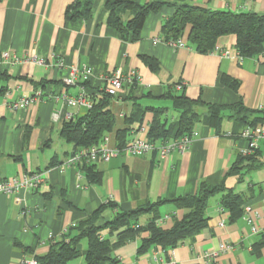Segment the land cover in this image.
<instances>
[{
	"label": "crops",
	"instance_id": "1",
	"mask_svg": "<svg viewBox=\"0 0 264 264\" xmlns=\"http://www.w3.org/2000/svg\"><path fill=\"white\" fill-rule=\"evenodd\" d=\"M140 5L181 2L213 11L264 14V0H133ZM76 0H0V54L8 53L13 61L0 60V181L10 182L27 174H41L43 186L12 195L0 193V264H25L44 255L64 232L87 220L98 208L112 204L102 213L103 221H111L118 212L146 209L159 202L157 213L169 229L180 220L183 210L169 202L173 198L196 194L198 185L215 174L223 176L239 155L248 148L244 131L256 138L257 152L264 159V119L254 127L236 128L225 118L219 131L198 125V133L183 153L173 151L161 158L151 152L141 157L118 153L107 161L93 162L102 174L100 184L87 181L82 163L60 166L73 154L71 144L59 132L63 123L86 115L85 105L68 106L66 99L76 98L85 83L77 77L72 86L63 84L72 67L92 70L85 97L106 87L105 79L114 71L134 72L137 79L111 98L113 131L103 146L118 148L116 132L127 130L126 141L147 140L152 110H164L167 120L178 113L167 96L183 94L190 100L206 104L230 106L241 102L249 110L264 113V51L240 63L231 35L218 39L215 50L229 51L234 56L222 58L217 51L200 54L187 46L170 47L160 28L170 18L173 8L163 7L147 15L138 41L124 40L106 25V0H94L85 19L66 21V8ZM126 12L122 16L129 19ZM159 42L154 43V40ZM141 57L156 61L152 70ZM227 76L235 85L233 91L222 85ZM180 84L182 88L176 90ZM41 97L30 107L11 110L19 99ZM134 103L145 110L141 122L128 124ZM171 109L175 117L169 119ZM126 142V143H127ZM66 143V144H63ZM50 163L54 165L50 166ZM235 193L246 196L244 209H251V223L244 218L229 222V214L220 206V196L208 200L207 227L176 248L165 253L174 264H264V166L248 173L242 183L235 178L225 181ZM18 200L19 203H16ZM152 213L139 219L145 225ZM103 237L106 233L103 232ZM142 234L118 249L117 264H155L151 249L137 254ZM232 249L215 256L221 245ZM83 241L80 248L85 249ZM36 261V260H35ZM68 264H85L82 257Z\"/></svg>",
	"mask_w": 264,
	"mask_h": 264
},
{
	"label": "trees",
	"instance_id": "2",
	"mask_svg": "<svg viewBox=\"0 0 264 264\" xmlns=\"http://www.w3.org/2000/svg\"><path fill=\"white\" fill-rule=\"evenodd\" d=\"M94 0H76L65 10L66 21L87 18L92 10ZM163 7H170L174 12L164 21L160 32L164 41H177L186 38L187 46L200 54H211L215 50L219 38L233 36L234 50L242 58H254L264 51V14L236 13L232 11H213L205 7L188 5L181 2H161L140 5L133 0H106V25L116 30L124 40L138 41L149 14L158 13ZM129 14L127 21L122 20L125 13ZM152 70L157 69L156 61L149 57H141ZM8 79L7 75H0ZM222 85L235 90L234 83L227 77H221ZM86 90L87 82L82 84ZM2 91V90H1ZM0 91V92H1ZM178 113L174 120L164 117V110H152L153 117L149 124L147 140L152 143L178 139L189 135L196 126L202 125L219 131L225 118L238 128L254 127L263 123L264 113L249 110L241 102L230 106L203 103L200 99L190 100L183 94L167 95ZM111 96L104 91L88 95L91 107L85 116L66 120L59 132L60 138L71 144L73 153L99 145L105 135L114 128V116L110 111ZM145 110L134 103L133 113L128 124L141 122ZM127 130L116 132L118 148L126 144ZM81 171L91 184L102 181L93 162L81 160ZM54 165L50 163V166ZM264 166V159L255 150L249 155H239L229 170L221 176L215 174L199 183L196 194L173 198L169 202L183 210L180 220H174L169 229L156 225L159 218L157 208L164 202H159L146 209L131 212H118L111 221H103L102 213L112 204L103 205L91 214L87 220L73 226L63 234L61 240L53 242L48 251L35 257L37 264H68L70 261L83 258L85 264H117L115 252L136 240L142 234L137 249L138 255H143L151 249L168 250L176 248L184 241L192 238L207 227L206 208L208 200L220 196L221 208L229 214V222H235L243 216V206L246 196L235 193L225 184L232 177L237 183H242L246 175ZM145 213H152V218L145 225L139 224V219ZM103 232L106 237H103ZM85 241L84 250L80 243Z\"/></svg>",
	"mask_w": 264,
	"mask_h": 264
},
{
	"label": "built area",
	"instance_id": "3",
	"mask_svg": "<svg viewBox=\"0 0 264 264\" xmlns=\"http://www.w3.org/2000/svg\"><path fill=\"white\" fill-rule=\"evenodd\" d=\"M159 42V40H154V43ZM167 44L173 48H182L185 47L181 40L177 41H168ZM217 51V50H214ZM217 53L225 59H230L234 55L229 51H217ZM238 61L241 63L243 58L236 53L235 55ZM13 58L8 53H1L0 60L13 61ZM81 77L83 82H87L92 76V70L90 68L84 67L81 70L78 68L72 67L69 71V75L64 78L63 84L65 86H72L75 84L77 77ZM137 79L134 72H129L127 74H122L120 71H114L110 76L105 79L106 87L104 92L111 96L112 98L116 97L117 94L125 87L133 84V81ZM182 86L180 84L175 86L176 90H180ZM41 91L37 90L33 98H22L17 102H14L10 105L11 110H17L21 107H30L37 99L41 97ZM65 103L68 106L82 104L87 108L91 107L90 101L85 97V90L82 88L80 94L73 99H66ZM198 133L194 129L189 135L182 136L175 140L152 143L148 140L142 139L140 137L135 138L125 144L123 148L120 149H108L103 146L107 138L104 136L102 142L99 145H94L89 149H83L74 152L67 160L60 166L61 168L65 166H73L81 162L84 158L94 162L96 160L107 161L110 158L116 156L118 153H124L133 157H141L151 152H157L161 158L168 157L173 151L185 152L191 145L194 138H196ZM261 135L255 131L251 132L249 129L244 131V137L248 139V148L243 153V155L252 154L256 148V138H259ZM45 180L41 174L33 173L23 175L19 178H14L12 181H0V193L4 195L16 194L20 191L34 190L43 186ZM16 203H19L16 200ZM244 218L248 223H251V209L249 207L244 209ZM163 223V219H158L156 225L160 226ZM65 233V232H64ZM232 248L228 245H221L219 247L218 253L215 256L226 254ZM166 250H160L154 253L155 264H174V262L166 256ZM25 264H37L35 260L24 261Z\"/></svg>",
	"mask_w": 264,
	"mask_h": 264
},
{
	"label": "rangeland",
	"instance_id": "4",
	"mask_svg": "<svg viewBox=\"0 0 264 264\" xmlns=\"http://www.w3.org/2000/svg\"><path fill=\"white\" fill-rule=\"evenodd\" d=\"M168 117H169V119H170L171 117H175V113H174L171 109H169ZM63 144H66V143H63ZM83 244H84V246H86L85 241H83Z\"/></svg>",
	"mask_w": 264,
	"mask_h": 264
}]
</instances>
